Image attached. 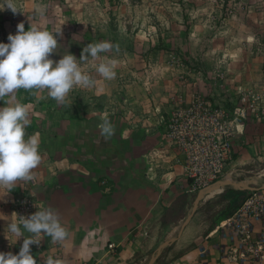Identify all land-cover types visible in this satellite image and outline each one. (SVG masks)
I'll list each match as a JSON object with an SVG mask.
<instances>
[{"label": "crops", "instance_id": "0c3cea01", "mask_svg": "<svg viewBox=\"0 0 264 264\" xmlns=\"http://www.w3.org/2000/svg\"><path fill=\"white\" fill-rule=\"evenodd\" d=\"M237 6L223 31L209 33L218 20L213 14L197 19L186 34L191 64L147 70L146 64L125 67L115 59L116 77L106 81L89 59L82 70L95 86L74 88L63 107L47 90L20 89L0 101V106H27L31 123L26 136L39 133L41 155L33 180L17 181L10 192L0 187V252L18 254L22 246L23 237L15 243L6 229L17 221L15 198L22 193L39 209L57 211L68 232L61 242L44 236L31 246L37 264L48 256L62 264H148L158 247L174 238L197 196L186 177L183 154L167 137L175 105L202 95L224 98L230 109H237L244 93L263 88L264 33L258 28L264 25V13L247 12L244 3ZM104 55L110 59L109 53ZM249 107L246 117L233 122L238 159L264 154V103L259 113L257 105ZM105 118L115 129L110 139L98 127ZM219 187L214 184L204 196L211 193L212 199ZM190 222L173 242L177 247L169 251L171 243L155 264H240L223 256L218 225L204 228L206 237L190 247L193 239L185 237ZM111 243L115 249L109 248Z\"/></svg>", "mask_w": 264, "mask_h": 264}, {"label": "rangeland", "instance_id": "374dc122", "mask_svg": "<svg viewBox=\"0 0 264 264\" xmlns=\"http://www.w3.org/2000/svg\"><path fill=\"white\" fill-rule=\"evenodd\" d=\"M4 0H0L3 3ZM17 12L5 9L0 12V42L16 34L17 24L23 22L25 30L30 23L51 31L61 29L58 46L50 58L58 61L62 55L76 52L79 60L83 47L88 43L109 41L119 46V52H109V58L119 59L125 67L146 64V69L162 65L191 64L186 55V34L197 19L217 16L208 29L209 33L227 29L226 21L237 12V5L244 3L246 11L264 13V0H13ZM204 7V9H203ZM264 33V25L261 28ZM262 35V34H261ZM264 42V37H262ZM59 58H56L58 57ZM79 63V61H78ZM85 62L81 63L82 69ZM84 90H78V98ZM79 100V99H78ZM66 104V103H65ZM62 104L60 107H63ZM68 108V106H66ZM68 110V109H67ZM234 153L223 180L248 186H264V154L238 159ZM229 176V177H228ZM227 177L229 180H227ZM221 190L212 199L202 203L190 222L185 237H192L190 247L198 246L207 232L204 228L214 224L229 205L225 193L232 186ZM251 192L241 198L243 202ZM179 234L176 232L173 237ZM199 236V239H198ZM198 239V241H197ZM176 243V242H175ZM175 243L169 251L175 249Z\"/></svg>", "mask_w": 264, "mask_h": 264}, {"label": "clouds", "instance_id": "9594fccd", "mask_svg": "<svg viewBox=\"0 0 264 264\" xmlns=\"http://www.w3.org/2000/svg\"><path fill=\"white\" fill-rule=\"evenodd\" d=\"M5 9L13 14L18 11L13 0L0 3V12ZM16 28V34L8 35L7 43L0 42V101L20 89L47 90V96L62 105L74 88L95 86L92 76L81 68V63L89 59L101 78L110 81L116 77L117 61L104 54L119 52L118 45L109 41L88 43L79 60L68 52L54 61L50 56L56 52L61 29L53 34L30 23L25 30L23 22ZM30 123L27 106L21 103L0 106V187H7L9 192L17 181L33 180L32 170L41 163L39 133L26 136V127ZM98 127L105 139L115 134L114 126L107 118ZM6 229L16 238L15 243L21 237L23 242L18 254L0 252V264H37L31 252L32 245H39L44 236L51 237L54 243L68 236L58 212L51 207L39 209L26 218L19 216V220L9 222ZM25 232L30 235L25 236ZM44 264H62V261L48 256Z\"/></svg>", "mask_w": 264, "mask_h": 264}, {"label": "built area", "instance_id": "2783aa9c", "mask_svg": "<svg viewBox=\"0 0 264 264\" xmlns=\"http://www.w3.org/2000/svg\"><path fill=\"white\" fill-rule=\"evenodd\" d=\"M263 88L244 93L243 106L230 109L224 98L208 99L194 95L190 101L181 99L166 123L167 137L185 158V174L192 192L208 190L223 179L234 154L233 122L246 117L250 104L264 103ZM39 207L28 194L15 198V213L28 217ZM223 256L240 264H264V190L251 192L240 208L217 227ZM114 243L109 248L115 249Z\"/></svg>", "mask_w": 264, "mask_h": 264}, {"label": "water", "instance_id": "95a60500", "mask_svg": "<svg viewBox=\"0 0 264 264\" xmlns=\"http://www.w3.org/2000/svg\"><path fill=\"white\" fill-rule=\"evenodd\" d=\"M218 186L221 187H226V186H232L235 187L241 191H248V192H255V191H260V190H264V186H260V187H256V186H246L243 185L241 183L238 182H230V181H226V180H218L215 183ZM207 190H201L198 192L196 199L192 205V209L191 212L189 213L188 217L185 219V221L183 222L179 234L177 237L171 238L167 241H164L156 250V252L154 253L153 257L150 259L148 264H155L156 261L159 259V257L161 256L162 252L173 242L177 241L183 234L185 228L187 227V225L189 224V222L192 220V218L194 217V215L196 214V212L198 211L200 204L203 200L204 194Z\"/></svg>", "mask_w": 264, "mask_h": 264}, {"label": "trees", "instance_id": "16d2710c", "mask_svg": "<svg viewBox=\"0 0 264 264\" xmlns=\"http://www.w3.org/2000/svg\"><path fill=\"white\" fill-rule=\"evenodd\" d=\"M248 191H241L239 189H230L225 193V196L230 199L229 205L226 207V209L219 214L216 221L212 225V227H215L216 225H219L224 220L230 218L243 204V202L240 203L241 198L246 196Z\"/></svg>", "mask_w": 264, "mask_h": 264}, {"label": "bare ground", "instance_id": "6f19581e", "mask_svg": "<svg viewBox=\"0 0 264 264\" xmlns=\"http://www.w3.org/2000/svg\"><path fill=\"white\" fill-rule=\"evenodd\" d=\"M228 177H229V176H228ZM228 177H227V180H229ZM212 195H213V194H211V193H210L209 195L207 194L206 196L203 197V200H206L207 197H208V199H209V197H211Z\"/></svg>", "mask_w": 264, "mask_h": 264}]
</instances>
